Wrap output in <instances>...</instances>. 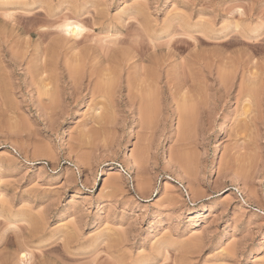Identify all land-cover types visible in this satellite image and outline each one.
<instances>
[{"label": "rangeland", "instance_id": "374dc122", "mask_svg": "<svg viewBox=\"0 0 264 264\" xmlns=\"http://www.w3.org/2000/svg\"><path fill=\"white\" fill-rule=\"evenodd\" d=\"M262 37L264 0H0V264H264ZM92 47L108 100L70 88Z\"/></svg>", "mask_w": 264, "mask_h": 264}, {"label": "bare ground", "instance_id": "6f19581e", "mask_svg": "<svg viewBox=\"0 0 264 264\" xmlns=\"http://www.w3.org/2000/svg\"><path fill=\"white\" fill-rule=\"evenodd\" d=\"M83 14V13H82ZM81 14V15H82ZM80 15V14H79ZM84 15V14H83ZM89 16V15H88ZM76 17V16H75ZM142 17H144V15L142 16ZM77 18H79L78 17V15H77ZM82 18V17H81ZM80 19V18H79ZM78 19V20H79ZM83 19V18H82ZM63 20V19H62ZM71 20V19H70ZM96 20V19H95ZM81 21V20H80ZM79 21V22H80ZM68 22H69V20H68ZM63 23L64 25H60L61 27H59L61 30V34L62 33H64L65 35H69L70 37H72V38H75V39H72V38H66V37H63L62 39H61V41H58V42H56L55 43V45L53 44L52 46V48H51V50L49 51V54L52 56V57H54V55L58 52H56V50H58L59 48L60 49H62V47L64 48L65 46H66V44H65V42H70V41H73V46H77V45H79L80 43H82V40L85 38V39H88L86 36L87 35H85L84 34V31L86 30L85 28H84V25L82 24V22H73V23H71V22H69V23ZM82 24V25H81ZM143 24V23H142ZM141 25V24H140ZM145 26V25H144ZM146 27V26H145ZM144 32H146V31H144ZM250 32V31H249ZM254 32V31H253ZM253 32H250L249 34L247 33V34H245V35H242V36H246V37H248L249 39H257L258 37H259V32L258 31H256V32H254V35L252 34ZM128 33V32H127ZM129 33H131V32H129ZM129 33L127 34V35H129ZM148 33V32H147ZM147 33H145V34H147ZM132 34V33H131ZM250 35L252 36V37H250ZM85 36V37H84ZM139 36V35H138ZM147 36H148V34H147ZM230 36V35H229ZM254 36V37H253ZM261 36V35H260ZM68 37V36H67ZM226 37V36H225ZM228 37V36H227ZM245 37V38H246ZM234 38V37H233ZM232 38V39H233ZM238 38V37H237ZM236 38V39H237ZM76 39H80V40H76ZM231 40V39H230ZM63 41H65L64 43H63ZM84 41V40H83ZM86 41V40H85ZM243 41V40H242ZM260 41H262V42H264V38L262 37V39L260 40ZM122 43H129V42H125V40L123 41H121ZM230 42V41H229ZM233 42V41H232ZM255 42V41H254ZM262 42H260V43H262ZM120 43V42H119ZM227 43V42H226ZM244 43V42H243ZM133 44V43H132ZM135 44V43H134ZM228 44V43H227ZM259 45H261V44H259ZM135 46V45H134ZM67 47V46H66ZM74 47V48H75ZM113 47V46H112ZM131 47H132V45H131ZM158 47H159V45H158ZM158 47H156V48H158ZM109 48L110 47H105V48H101V49H98V50H94L93 49V47H92V49L90 50L91 51V53H92V55H91V57H89V59H91V60H88V57H87V55H89L88 53H89V49H88V51H87V53H84L83 55H84V57L86 56V58H83L84 60L85 59H87L90 63H91V68H97V67H100V69L98 70L97 69V71H95L96 69H92V70H90L89 68V70L88 71H86L85 69H86V66L84 65V63H86V61H84L83 59H81L80 60V58L79 59H76V58H78V57H80L79 55L76 57V58H74V60H75V65L73 64L72 65V67L70 66H68L69 68L68 69H70L69 70V72H68V77H69V79H70V88H72V90H73V92H74V95H75V93H79V92H82V91H84L85 89H88L89 87H90V84L92 83V79H94V77H98V78H96V80H97V82L95 83V81H94V83H95V85H94V88H93V94L94 95H97V96H99V97H101L102 98V100L104 101V99L106 98L105 96H107V93H108V95H110L111 93H110V90L112 89L111 87L112 86H109V84L111 83L112 84V82H113V80H111V81H109L110 80V77H111V74H114L113 72H114V70L112 71L111 70V67H113L112 65H113V63L115 62L114 61V59L117 61V59L119 58V60L117 61L118 62V66L120 65L121 66V64L122 63H120L122 60H123V58H124V55H125V53H123V56L121 55V57H123V58H121V57H119L118 56V53L117 54H115L116 53V51L113 53V51L111 50V49H113V48H110V50H109ZM139 49V48H138ZM155 49V48H154ZM142 50V49H141ZM146 50V49H145ZM161 50V49H160ZM110 51H112V52H110ZM143 51V50H142ZM46 52V51H45ZM59 52H60V50H59ZM109 52H110V55L112 54H114V56H110V55H108L109 54ZM135 51H133V53H134ZM140 52V51H139ZM13 53V52H12ZM63 53V52H62ZM65 53V52H64ZM80 53V52H79ZM90 53V54H91ZM128 53V52H127ZM126 53V54H127ZM145 53V52H144ZM144 53H142L141 55L140 54H137L136 55V53L135 54H133L132 56H134L135 55V57H132V56H130V54H129V56L130 57H132L131 59H129V60H127V62H131V61H133V59H137V57H138V55H140V60L142 61V62H145V60L143 59L144 58ZM45 54V53H44ZM74 54V53H73ZM86 54V55H85ZM121 54V53H120ZM132 54V53H131ZM49 55V56H50ZM128 55V54H127ZM42 56V55H41ZM110 56V57H109ZM126 56V55H125ZM198 56V55H197ZM44 57V56H43ZM58 57H60V56H58ZM57 57V58H58ZM114 57V59H112ZM118 57V58H117ZM128 57V56H127ZM127 57H125L126 59H127ZM129 57V58H130ZM161 57V56H160ZM162 57H164V56H162ZM82 58V57H81ZM117 58V59H116ZM155 58V57H154ZM158 58V57H157ZM194 59H195V57H193ZM192 58V59H193ZM49 59H50V57H49ZM120 59H121V61H120ZM126 59H125V62H126ZM159 59L160 58H158L157 60H156V58H155V61L154 60H149V62L148 63H150V61H154V62H158L159 61ZM207 59V58H206ZM53 60H54V58H53ZM131 60V61H130ZM165 60H166V58H165ZM164 60V61H165ZM56 61H57V59H56ZM124 61V60H123ZM122 61V62H123ZM138 61V60H137ZM140 61V62H141ZM161 61H163V59H161ZM161 61H159V62H161ZM194 61V60H193ZM51 62H53L52 64H53V66H54V61H51ZM71 62V61H70ZM117 62H116V66H114V68L115 67H118L117 66ZM126 62V63H127ZM142 62H141V64H142ZM153 62V63H154ZM157 62L156 63H154L155 64V66H159V68H160V65L161 64H163V63H161L160 65H159V63L157 64ZM167 62V61H166ZM186 62V61H185ZM190 62V61H189ZM188 62V63H189ZM197 62V61H196ZM44 63V62H43ZM48 63H50V61L48 62ZM68 63V62H67ZM67 63H65V64H67ZM73 63V62H72ZM72 63H70L69 65H71ZM90 63H89V65H90ZM138 63V62H137ZM136 63V64H137ZM165 63V62H164ZM192 63V62H191ZM128 64V63H127ZM126 64V65H127ZM135 64V63H134ZM144 64V63H143ZM143 64L141 65V67H143ZM157 64V65H156ZM68 65V64H67ZM66 65V66H67ZM88 65V64H87ZM115 65V64H114ZM126 65H124V66H126ZM140 65V64H139ZM165 65V64H164ZM187 65V64H186ZM186 65H184V66H186ZM41 66H43V64L41 65ZM49 66V65H48ZM47 66V67H48ZM50 66H51V64H50ZM62 66V65H61ZM129 66V65H128ZM150 66H151V63H150ZM182 66V65H181ZM180 66V67H181ZM88 67H90V66H88ZM148 67H149V65H148ZM162 67H163V65H162ZM179 67V66H178ZM186 67H188V66H186ZM44 68V67H43ZM54 68H56L55 66H54ZM53 68V69H54ZM113 68V69H114ZM124 68V67H123ZM184 68V67H183ZM192 68V67H191ZM58 69V68H57ZM56 69V70H57ZM60 69V68H59ZM119 69H122V67L120 68L119 67ZM150 70H153L154 69V67H152L151 66V68H149ZM148 69V72H152V71H150ZM157 68H155L154 70L155 71H158V70H156ZM187 69V68H186ZM185 69V70H186ZM193 69V68H192ZM145 70V73L147 72V69H144ZM164 70V69H163ZM178 70V69H177ZM180 70V69H179ZM178 70V71H179ZM194 70V69H193ZM232 70V69H231ZM42 71H43V69H42ZM49 71V70H48ZM57 71H59V70H57ZM143 71V70H142ZM154 71V74H153V72L151 73V75H149L148 73V77H151V82H152V80H153V77H154V80H155V76H158V75H156L157 74V72H155ZM183 71V70H182ZM52 72V71H51ZM65 71H63V73H64ZM160 72V71H159ZM167 72V71H166ZM169 72V71H168ZM190 72V74H191V71H189ZM46 73H47V71H46ZM45 73V74H46ZM195 73V72H194ZM230 73H232V72H230ZM44 74V73H43ZM125 75V74H124ZM173 75V74H172ZM176 75V74H175ZM195 75V74H194ZM254 75V74H253ZM114 75H112V77H113ZM171 76V75H170ZM189 76H191V75H189ZM51 77V76H50ZM141 77H142V75H141ZM144 77H146V75L144 74ZM143 77V78H144ZM148 77H146L147 79H148ZM160 77V76H159ZM180 77V76H179ZM193 77V76H192ZM45 78V77H44ZM55 78H58V77H55ZM54 78V79H55ZM88 79V81H89V84H85L84 83V80L85 79ZM117 78V77H116ZM145 78V79H146ZM170 78V77H169ZM177 78V77H176ZM221 78V77H220ZM226 78V77H225ZM119 79V78H118ZM140 79V78H139ZM146 79V80H147ZM180 79V78H179ZM192 79V78H191ZM222 79H224V78H222ZM145 80V81H146ZM149 81H150V78L148 79ZM159 80V79H158ZM177 80V79H176ZM43 81L44 80H42V83H43ZM110 83H109V82ZM128 81V80H127ZM157 81V80H156ZM222 81V80H221ZM107 82L109 83V84H107ZM169 82V81H168ZM88 83V82H87ZM131 82H129V84H130ZM145 83H147V81L146 82H144V84ZM150 83V82H149ZM224 83V82H223ZM229 83H230V81H229ZM110 84V85H111ZM129 84L127 85L128 87H129ZM148 84V83H147ZM155 85V83H150V84H148L147 86H149V85ZM39 85V84H38ZM49 85V84H48ZM48 85H45L46 87L44 88V89H46V88H48L49 86ZM113 85V84H112ZM130 85H132V84H130ZM151 85V86H152ZM37 86V85H36ZM48 86V87H47ZM92 86V85H91ZM157 86H159L158 84H157ZM223 86H225V85H223ZM50 87H51V84H50ZM55 87V86H54ZM114 87V86H113ZM154 87V86H153ZM155 87H156V85H155ZM145 88V87H144ZM143 88V89H144ZM148 88H150L151 89V87H148ZM226 88V87H225ZM49 89V88H48ZM52 89H53V86H52ZM55 89V88H54ZM52 90V91H55V90ZM60 89V88H59ZM114 89V88H113ZM112 89V90H113ZM133 89V88H132ZM132 89H131V91H132ZM147 89V88H146ZM146 89H144L145 91H146ZM250 89H252V87L250 88ZM58 90V89H57ZM57 90H56V93H57ZM130 90V89H129ZM152 90V89H151ZM50 94L49 95H51L52 94V96H54L55 94L54 93H51L50 91H51V88H50V91L49 90H47ZM47 91L44 93L43 92V94L45 95L46 94V97H47ZM90 91V90H89ZM142 91V90H141ZM257 91V90H256ZM72 92V91H71ZM115 92V91H114ZM130 92V91H129ZM138 92V91H137ZM249 92V91H248ZM250 92H252V91H250ZM142 93V92H141ZM153 93V92H152ZM54 94V95H53ZM93 94H92V96H93ZM112 94H113V92H112ZM129 94V93H128ZM151 94V93H150ZM149 94V95H150ZM156 94V93H155ZM186 94V93H185ZM58 95V94H57ZM130 95H132V94H130ZM60 96V95H59ZM73 96V95H72ZM140 96V95H139ZM96 97V96H95ZM110 97H111V95H110ZM135 97V96H134ZM143 97V99H144V95L142 96ZM148 97H150V96H148ZM147 96H146V99H144L145 100V102L147 101V99H149ZM55 98V97H54ZM61 98V97H60ZM92 98V97H91ZM100 98V99H101ZM107 98H109L108 96H107ZM106 98V99H107ZM191 98V97H190ZM204 98V97H203ZM56 99H57V97H56ZM55 99V100H56ZM99 99V98H98ZM111 99V98H110ZM139 99H140V97H139ZM152 99V98H151ZM54 100V99H53ZM108 100V99H107ZM130 101H132V100H134V98H132V100L131 99H129ZM63 101V100H62ZM98 101V100H97ZM129 101V102H130ZM149 101H150V99H149ZM50 102H53V101H50ZM49 102V103H50ZM58 102H59V100H58ZM61 102V101H60ZM100 102V101H99ZM136 102H137V100H136ZM141 102H142V105H141V107H139L140 108V112H141V114H143L142 115V117L143 118H145V120L146 119H148L147 117H148V111H149V109L151 108L152 109V107H150L149 109H148V107H149V105H147L146 103L145 104H143V101H142V98H141ZM148 102V101H147ZM151 102V101H150ZM54 103V102H53ZM52 103V104H53ZM94 103H96V102H94ZM107 102H105V104H106ZM132 103V102H131ZM159 103V102H158ZM104 104V105H105ZM134 104V103H133ZM157 104V103H156ZM50 105V104H49ZM54 105H56V103L54 104ZM103 105V104H102ZM103 105V106H104ZM136 105V104H135ZM152 105V104H151ZM48 106V105H47ZM52 106V105H51ZM105 106H107V105H105ZM109 106V105H108ZM131 106V105H130ZM134 106V105H133ZM248 107V106H247ZM61 108V107H60ZM91 108V107H90ZM94 108V107H93ZM102 108V107H101ZM104 108V107H103ZM110 108H112V106L110 107ZM108 109V108H107ZM54 110H56V109H54ZM54 110H53V112H54ZM101 110V109H100ZM156 110H158V109H156ZM102 111V110H101ZM100 111V112H101ZM109 111V110H108ZM151 112H152V110H150ZM188 111V110H187ZM88 112V111H87ZM137 112V111H136ZM179 112V111H178ZM181 112V111H180ZM93 113V112H92ZM140 114V113H139ZM243 114V113H242ZM246 114V113H245ZM93 115V114H92ZM104 114H102V117H103V119L102 120H104V116H103ZM150 115V114H149ZM152 115V114H151ZM150 115V116H151ZM153 116V115H152ZM157 116V115H156ZM190 116V115H189ZM102 117H98V121L101 123V118ZM155 118V117H154ZM153 117H150L149 119H152V121H153V119H154ZM184 118L185 117H183V120H184ZM91 119V118H90ZM109 119V118H108ZM142 119V118H141ZM181 119H182V117H181ZM93 120V119H92ZM95 120V119H94ZM156 120V119H155ZM182 120V122H184ZM187 120V119H186ZM189 120H191V118L189 119ZM97 121V122H98ZM151 121V120H150ZM181 121V120H180ZM106 122V121H105ZM189 122V121H188ZM187 122V123H188ZM143 123V122H142ZM141 123V124H142ZM180 123V122H179ZM148 124H150V123H148ZM190 124V123H189ZM146 125V124H145ZM152 125V124H151ZM109 126V125H108ZM180 128V127H179ZM105 129H106V127H105ZM183 129V128H182ZM195 129V128H194ZM232 129V128H231ZM193 130V129H192ZM235 130V129H234ZM243 130H245V129H243ZM182 131V130H181ZM241 131V130H240ZM188 132V131H187ZM186 132V133H187ZM191 132V131H190ZM243 132V131H242ZM84 133V132H83ZM183 133V132H182ZM140 134V133H139ZM147 134V133H146ZM180 134V133H179ZM195 134H197V132L195 133ZM237 134V133H236ZM247 135V134H246ZM140 136H142V135H140ZM185 136V135H184ZM189 136H190V134H189ZM241 136V135H240ZM148 137V136H147ZM96 138V137H95ZM98 138V137H97ZM184 138V137H183ZM82 139V138H81ZM180 139V138H179ZM193 139V138H192ZM83 140V139H82ZM187 140V139H186ZM97 141V140H96ZM184 141V140H183ZM89 142H91V140H89ZM88 142V143H89ZM147 142V141H146ZM194 143V142H193ZM88 145V144H87ZM96 145V144H95ZM180 145V144H179ZM106 146V145H105ZM182 146V145H181ZM92 147V146H91ZM136 147H138V146H136ZM143 147V146H142ZM148 147V146H147ZM145 148V147H144ZM147 149V148H146ZM137 150V149H136ZM140 150V149H139ZM187 150V149H186ZM186 150L184 149V151L186 152ZM189 150V149H188ZM134 151V150H133ZM135 152V151H134ZM140 152V151H139ZM184 152V153H185ZM145 153H147V152H145ZM187 153H188V151H187ZM137 154H138V152H137ZM174 154V153H173ZM177 154H179V153H177ZM181 154V153H180ZM140 155L142 156L143 154L142 153H140ZM183 155V154H182ZM189 154H187V156H188ZM137 157H139L140 159H141V157L140 156H136V159H137V161H138V159L139 158H137ZM189 157V156H188ZM177 158V157H176ZM171 159V158H170ZM181 159H182V157H181ZM143 160V159H142ZM136 161V162H137ZM179 161V160H178ZM188 161H189V159H188ZM187 161V162H188ZM180 162V161H179ZM183 162V161H182ZM185 162V161H184ZM192 162H193V159H192ZM140 164H141V162H139ZM144 163V162H143ZM180 164H181V162H180ZM186 164V163H185ZM190 165V164H189ZM139 166V165H138ZM143 166H145V165H143ZM191 167V166H190ZM189 168V167H188ZM244 168V167H243ZM241 169V168H240ZM143 179V178H142ZM146 182V181H145ZM149 183V182H148ZM145 184H147V183H145ZM150 184V183H149ZM139 185V184H138ZM141 185V184H140ZM142 186V185H141ZM111 187V186H110ZM43 216V215H42ZM44 217V216H43ZM29 218V217H28ZM31 222V221H30ZM44 225V224H43ZM169 232H171V231H169ZM44 235V234H43ZM101 235V234H100ZM26 237V236H25ZM24 237V238H25ZM23 238V239H24ZM47 240V239H46ZM163 240V239H162ZM165 240V239H164ZM168 240V239H167ZM169 240H170V238H169ZM42 241V240H41ZM70 241V240H69ZM72 241V240H71ZM74 241V240H73ZM101 241V240H100ZM171 241V240H170ZM27 242H28V240H27ZM75 242V241H74ZM89 242V241H88ZM163 242V241H162ZM196 242V241H195ZM23 243H25V241L23 242ZM34 243V242H33ZM167 243H168V241H167ZM167 243H164L165 245H163L164 247L167 245V247H169V245L167 244ZM170 243H173V242H170ZM181 243V242H180ZM197 243V242H196ZM84 244V243H83ZM179 244V243H178ZM34 245V244H33ZM44 245V244H43ZM71 245V244H70ZM73 245V244H72ZM160 245V244H159ZM172 245V244H171ZM174 245V244H173ZM183 245V244H182ZM28 246V245H27ZM27 246H25L24 245V247H27ZM63 246V245H62ZM65 246V249H66V245H64ZM163 246H161V247H163ZM176 246V245H175ZM174 246V247H175ZM196 246V245H195ZM37 247V246H36ZM49 247V246H48ZM118 247V246H117ZM163 247V248H164ZM180 247V246H179ZM86 248V247H85ZM89 248V247H88ZM25 249V248H24ZM68 249V248H67ZM77 249H79V248H77ZM183 249V248H182ZM40 250V249H39ZM70 250V249H69ZM72 250V249H71ZM74 250V249H73ZM117 250V249H116ZM119 250V249H118ZM162 250V249H161ZM179 250V249H178ZM27 251V250H26ZM67 252H68V250H66ZM31 252H32V250H31ZM50 252V251H49ZM22 253V252H21ZM26 252H24V253H22V255H20V256H22V258L23 259H25V258H27L28 257V254L26 255L25 254ZM27 253H29V252H27ZM69 253V252H68ZM187 253V252H186ZM191 253V252H190ZM189 253V254H190ZM32 254V253H31ZM69 254H72V253H69ZM12 256H14V255H12ZM167 256V255H166ZM16 258H17V256H16ZM22 258H20V259H22ZM113 258V257H112ZM116 258V257H115ZM151 258V257H150ZM188 258V257H187ZM13 259H15V258H13ZM120 259V258H119ZM180 259V258H179ZM17 260V259H16ZM19 260V259H18ZM184 260H186V259H184ZM19 261H21V260H19ZM152 261H153V259H152ZM151 261V262H152ZM157 261V260H156ZM166 261V260H165ZM170 261V260H169ZM188 261V260H187ZM118 262V261H117ZM140 262V261H139ZM180 262V261H179ZM115 263V262H114ZM182 263V262H181ZM24 264V263H23ZM175 264V263H174ZM176 264H177V262H176Z\"/></svg>", "mask_w": 264, "mask_h": 264}]
</instances>
